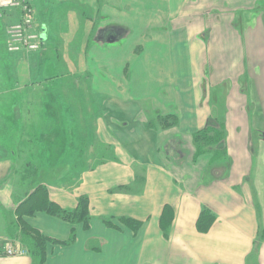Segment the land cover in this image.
<instances>
[{
	"label": "crops",
	"instance_id": "obj_1",
	"mask_svg": "<svg viewBox=\"0 0 264 264\" xmlns=\"http://www.w3.org/2000/svg\"><path fill=\"white\" fill-rule=\"evenodd\" d=\"M74 1L77 6L52 13L46 23L35 18L34 28L44 35L39 50L9 52L2 37L0 61L13 63L14 86L1 90L0 98L27 93L23 106L28 101L31 112L43 107L42 95L54 90L34 83L43 74L25 76L20 66L46 53L51 42L65 75L77 74V85L61 92L68 94L65 106L79 110V132L76 139L49 133L47 148L45 135L36 138L34 127L44 117L24 120L21 106L12 107L16 125L32 127L30 152L43 154L41 161L29 162L23 150L7 152L0 143V245L19 241L22 222L55 242L46 244L43 264H246L259 238V220L264 226V171L250 148L254 138L264 142V0L239 7L244 12L238 21H203L212 10L208 0L194 11L190 6L189 23L172 16L167 21L159 11L140 25L162 30L143 37L142 49L118 33L131 29L118 16L122 0ZM21 15L18 9L10 22ZM162 40L168 53L154 46ZM86 108L98 111L88 135L82 132ZM209 127L207 137L222 135L219 146L197 138ZM54 142L62 143L55 154ZM28 169L39 173L36 182L24 176ZM36 184L63 210H75L85 197L88 227L45 212L19 219L15 212ZM205 210L213 218L201 230L197 223ZM0 264L33 262L27 253L2 257ZM254 264H264V242Z\"/></svg>",
	"mask_w": 264,
	"mask_h": 264
},
{
	"label": "rangeland",
	"instance_id": "obj_2",
	"mask_svg": "<svg viewBox=\"0 0 264 264\" xmlns=\"http://www.w3.org/2000/svg\"><path fill=\"white\" fill-rule=\"evenodd\" d=\"M28 1V0H27ZM121 1V0H120ZM207 0H122L121 6L122 11L118 14L121 21L129 22V25L131 26V29L129 32L127 30L121 29L118 31L120 35L122 34H128L127 35V44L132 46L133 49H135L137 46L142 49L143 42L142 38L149 35L151 37H157L159 34L160 29H154L150 28L148 31L143 30L141 28L142 23L144 21H153L155 20L154 17H157L158 12L160 11V15L163 17L166 16V20H169V17L172 16V18L176 17V20L179 19V17L182 18L183 23L190 22L191 19L194 18V16H191L192 11L195 10L196 4H202L205 5ZM248 1V2H247ZM29 2V1H28ZM32 4V14L27 16H20V20L16 23H12L10 21H14L15 17H11L12 15H15L18 11V7H0V20H4L3 29L0 30V44H2L0 48V53L3 52L4 44L2 42V39L5 36L6 47H10L8 44H10L11 40L14 39H27L30 36L37 35L36 39H27V42L30 44H37L39 47L38 49H30L29 47H26L25 50L27 51H37L39 48H41V38H43V34L41 32H37L34 28L35 18L38 22L46 23L47 19L51 14L58 13L62 8L69 7V6H77V1L74 0H30ZM211 5H209L211 10L210 13L202 19L203 21L211 20L214 18V16H218L220 20L225 18H235L238 21V17L243 15L244 11H238V9H241L239 7L247 5L250 0H208ZM30 4V6H31ZM191 4V5H190ZM191 7H193V10L191 11ZM201 7V6H200ZM144 10V11H143ZM191 11V13H190ZM164 13V14H163ZM217 14V15H216ZM246 15V14H245ZM211 17V19H209ZM241 18V17H240ZM244 19V17H243ZM241 18V21H243ZM25 20H31V23L25 22ZM201 21V20H200ZM123 22V23H124ZM144 24V23H143ZM20 25L19 28H13L15 26ZM141 25V26H140ZM123 36V35H122ZM3 37V38H2ZM125 37V36H123ZM163 35H160L159 38H162ZM17 44L12 43V46H15ZM150 45H153V41H150ZM53 44H48L46 47V53L38 54V58L32 59V60H26L21 63L20 69L21 72H24L25 76L29 72H32L34 74L41 73L43 74L42 78L36 77L33 81L40 82L36 83L38 85H45L50 90H54V92H47L42 95V108H34L32 112L30 109H28L31 104L28 103V101L25 103L26 105H22L21 98L25 96L27 100L29 98V94L27 93H21L16 95H11L10 100L5 99L3 97L0 98V116L2 118H5V121H1L0 119V143L5 142V151L11 152L12 150H23L24 153H26V160L29 162H35V161H41L40 155L43 154V150H40L37 155L35 153H31L30 149L33 148L35 144L34 135H32L34 132L32 130V127L26 122V126H22L20 123L16 125L17 116L15 115L16 112L13 111L12 107L14 108L15 105H18L21 111V118H27L35 116V114H40V116H43L44 118L42 121H40V125L34 126L38 127V131L35 133L37 134L36 138L40 137V134H44L45 137H42L44 146L49 148L50 146V139H46V136L50 135L49 133H64V135L69 138H77L78 131V109L76 108H68L66 105L65 100H63V97L65 95H68L66 93L61 92V89H67L69 86H76L77 84V74H73L70 76L65 75L66 67L64 65V61L62 60V56L60 54L55 53V51H52ZM156 48H158L159 53L165 54L168 53L167 51V42L166 40H162L159 44L154 45ZM23 48H21L18 51H15L11 49L12 53L21 52ZM52 51V52H48ZM10 52V51H9ZM17 55L16 57H18ZM1 59V55H0ZM17 60V58H15ZM117 64L118 62H113V64ZM10 65V64H9ZM9 65L6 63V61H0V92L1 90H7L10 86L13 87V70H11L13 67L12 65L9 67ZM89 65L92 66V62H89ZM17 69V68H16ZM117 74V69L113 70L111 75L112 77H115ZM116 78V77H115ZM29 79V78H28ZM109 76L103 77V83H107L109 81ZM2 80L4 81V84L1 86ZM27 79H24V82ZM22 84V83H20ZM16 86V85H15ZM19 86V84L17 85ZM10 87V88H11ZM19 88V87H17ZM27 94V96H26ZM72 95V94H71ZM76 95V94H75ZM20 96V98H19ZM19 99V100H18ZM72 101V100H71ZM76 105V103H75ZM72 106V103L71 105ZM16 107V108H19ZM24 107V108H22ZM26 107V108H25ZM37 109V110H36ZM40 109V110H39ZM252 108H247V112H252ZM40 111V112H39ZM36 112V113H35ZM95 112L97 113V110L86 108L84 110V118L87 122H85L82 126L83 129H86L82 132L86 133L87 135L92 132L91 129V123L92 119H94ZM45 121V124H43ZM20 122V121H19ZM22 128V131H21ZM25 128V129H24ZM255 132L253 131V134ZM255 140V141H254ZM70 144H76V141H70ZM72 146V145H71ZM45 147V148H46ZM62 143L61 142H54L53 147H50V152L54 151L55 154L56 151L61 150ZM254 152H256V155L254 156V164L255 165H261L262 170L264 171V142L259 141L257 138H254L251 140V147ZM64 149H66L64 147ZM21 152V151H20ZM19 152V153H20ZM24 159V158H23ZM56 159V158H55ZM21 160V159H20ZM19 160V168L22 161ZM45 160V159H43ZM58 160H61L59 157ZM17 169V168H16ZM37 174V173H36ZM39 174V173H38ZM37 174V175H38ZM18 173H15L11 178L16 182ZM26 176V175H25ZM29 178L32 177V175H28ZM250 205V204H249ZM253 208L256 212H258L257 205L253 202L252 203ZM260 232H259V238L256 240L255 246L252 248V254L250 258L248 259L246 264H254L255 256L258 255V251L260 249V245L262 243L263 245V237L264 236V226L261 220H259Z\"/></svg>",
	"mask_w": 264,
	"mask_h": 264
},
{
	"label": "trees",
	"instance_id": "obj_3",
	"mask_svg": "<svg viewBox=\"0 0 264 264\" xmlns=\"http://www.w3.org/2000/svg\"><path fill=\"white\" fill-rule=\"evenodd\" d=\"M27 1V0H26ZM28 3V1H27ZM29 4V3H28ZM30 5V4H29ZM31 7V6H30ZM32 8V7H31ZM1 16V14H0ZM4 25V20H0V30L2 31ZM2 44H0L1 47ZM211 133L210 127L198 133V139L207 141V138L213 146H219L223 137L220 132H215L214 135ZM206 143V142H205ZM203 143V145H205ZM200 149V148H199ZM201 150V149H200ZM30 169V168H29ZM25 176L32 175L33 183L36 182L38 177L36 173L29 170ZM35 184H33L34 186ZM88 201L85 197H82L78 200V205L75 210H63L55 203L51 202L48 198L47 190L41 185L36 184L33 188V193L28 196L17 208L16 214L19 219L23 216H31L35 212H45L49 215H53L57 218H60L64 221H67L73 225L82 224L84 227H88L89 223V212H88ZM213 217L209 214L208 211H202L198 219V228L201 230H207L205 226L208 227V223ZM209 222L207 223V221ZM125 222H132L131 220H125ZM136 225V223L132 222ZM74 234L72 233L68 242L72 241ZM20 243L24 246L32 259L33 264H43L45 261V247L47 243H55L54 241L43 237L38 231L30 228L26 224H20V232L18 235Z\"/></svg>",
	"mask_w": 264,
	"mask_h": 264
},
{
	"label": "built area",
	"instance_id": "obj_4",
	"mask_svg": "<svg viewBox=\"0 0 264 264\" xmlns=\"http://www.w3.org/2000/svg\"><path fill=\"white\" fill-rule=\"evenodd\" d=\"M18 7L21 10L22 16H27L28 13L29 15L32 14V8L30 5L27 3L26 0H0V7ZM27 23H31V20H25ZM20 25L15 26L13 28H19ZM37 35L30 36L27 39H36ZM27 39H14L8 42H11L8 44L10 47H8V50L11 52V49L18 51L21 48H26L29 47L30 49H38L37 44H30L27 42ZM12 43H15L17 45L12 46ZM42 43V38L41 42ZM27 250L24 248V246L19 242V241H8L6 243H3L0 245V258L2 257H16V256H22L26 255Z\"/></svg>",
	"mask_w": 264,
	"mask_h": 264
}]
</instances>
